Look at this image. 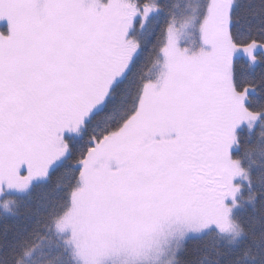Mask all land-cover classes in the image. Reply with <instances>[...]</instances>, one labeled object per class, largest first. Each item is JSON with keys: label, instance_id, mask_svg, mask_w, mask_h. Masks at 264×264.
<instances>
[{"label": "snow or ice", "instance_id": "obj_1", "mask_svg": "<svg viewBox=\"0 0 264 264\" xmlns=\"http://www.w3.org/2000/svg\"><path fill=\"white\" fill-rule=\"evenodd\" d=\"M0 264H264V0H0Z\"/></svg>", "mask_w": 264, "mask_h": 264}]
</instances>
